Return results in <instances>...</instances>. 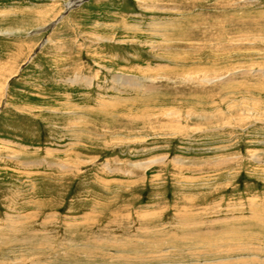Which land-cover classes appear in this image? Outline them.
Returning <instances> with one entry per match:
<instances>
[{
	"label": "rangeland",
	"instance_id": "374dc122",
	"mask_svg": "<svg viewBox=\"0 0 264 264\" xmlns=\"http://www.w3.org/2000/svg\"><path fill=\"white\" fill-rule=\"evenodd\" d=\"M70 1L0 0V264H264V0Z\"/></svg>",
	"mask_w": 264,
	"mask_h": 264
},
{
	"label": "water",
	"instance_id": "95a60500",
	"mask_svg": "<svg viewBox=\"0 0 264 264\" xmlns=\"http://www.w3.org/2000/svg\"><path fill=\"white\" fill-rule=\"evenodd\" d=\"M83 1H85V0H74L70 5L67 6V10L70 9V8L75 7L76 5L82 3ZM63 14H65V13H63ZM59 18H60V16L56 20H54L50 25H48V26H46L44 28H40L36 32H42V31H44V30H46L48 28H51L58 21Z\"/></svg>",
	"mask_w": 264,
	"mask_h": 264
},
{
	"label": "bare ground",
	"instance_id": "6f19581e",
	"mask_svg": "<svg viewBox=\"0 0 264 264\" xmlns=\"http://www.w3.org/2000/svg\"><path fill=\"white\" fill-rule=\"evenodd\" d=\"M74 0H71L68 5H70ZM67 10V9H66ZM69 10V9H68ZM156 36V35H155ZM148 71V70H147ZM114 85V84H113Z\"/></svg>",
	"mask_w": 264,
	"mask_h": 264
}]
</instances>
